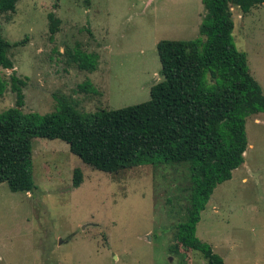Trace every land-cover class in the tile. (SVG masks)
Wrapping results in <instances>:
<instances>
[{"label":"rangeland","instance_id":"1","mask_svg":"<svg viewBox=\"0 0 264 264\" xmlns=\"http://www.w3.org/2000/svg\"><path fill=\"white\" fill-rule=\"evenodd\" d=\"M52 12L61 24L50 39ZM231 12L232 43L264 94V3ZM204 16L202 0H19L0 16V35L11 44L26 39L10 51L26 83L22 113L43 116L61 102L94 113L149 101L162 80L157 43L198 38ZM78 51L95 57L92 73L74 62ZM11 74L0 68L7 83L0 114L15 106ZM245 121L244 162L214 189L196 225V237L224 264H264V112ZM75 169L83 176L78 188ZM32 177L29 193L0 183V264H206L199 253L178 248L182 259L171 251L188 207L189 164L109 174L63 141L35 138Z\"/></svg>","mask_w":264,"mask_h":264},{"label":"trees","instance_id":"2","mask_svg":"<svg viewBox=\"0 0 264 264\" xmlns=\"http://www.w3.org/2000/svg\"><path fill=\"white\" fill-rule=\"evenodd\" d=\"M18 1L0 0V16L13 13ZM263 3L202 0L205 16L198 38L157 43L162 80L151 87L149 101L94 113L79 112L66 102L43 116L22 113L21 88L26 83L16 76L10 51L26 39L11 44L0 35V68L12 70L9 84L16 94L15 106L0 114V183L5 182L13 193L36 188L32 177L35 138L63 141L85 165L109 174L144 165L189 164L188 207L176 227L171 251L179 254L181 248L199 253L206 264H224L196 237V225L214 189L229 181L244 162L246 117L264 112L262 89L250 73L246 55L232 43L231 12L236 7L246 14ZM47 18L53 39L61 21L53 12ZM75 54L80 70L92 73L96 69L93 55ZM6 88L0 79V95ZM82 181L81 170L75 169L72 187L78 188Z\"/></svg>","mask_w":264,"mask_h":264}]
</instances>
